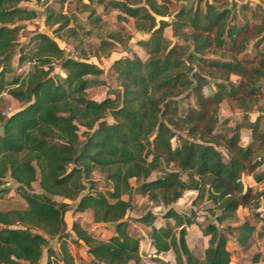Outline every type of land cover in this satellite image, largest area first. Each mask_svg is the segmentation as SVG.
Wrapping results in <instances>:
<instances>
[{
	"label": "trees",
	"instance_id": "1",
	"mask_svg": "<svg viewBox=\"0 0 264 264\" xmlns=\"http://www.w3.org/2000/svg\"><path fill=\"white\" fill-rule=\"evenodd\" d=\"M23 1L0 0V197L8 191L2 186L9 178L26 203L0 210V264H39L51 238L58 239L59 247L58 252L47 249V264H84L70 251L69 237L84 244L89 264H141V239L128 230L134 195L165 209L164 226L155 225L152 211L135 219L149 228L154 260L162 261L157 256L171 251L176 264H230L229 237L234 235L246 248L256 227L246 220L223 223L236 222L239 208L264 203V189H244L241 181L242 175H251L255 183H264V169L259 171L264 125L261 115L254 120L249 116L255 108L264 112V104L259 105L264 94V6L194 0L174 12L172 3L184 0H78L94 27L101 25L92 7L96 2L104 10L115 9L119 21L133 19L137 31L149 34L138 41L146 58L134 54L114 60L118 89L97 101L87 90L103 70L88 62L85 53L69 57L46 33L20 45L17 63L30 69L9 78L20 22L38 16L36 9L22 7ZM45 12V25L55 37L79 40L70 15L49 4ZM168 27L182 43L171 44L164 34ZM130 38L123 28L108 32L95 54L107 56ZM248 49L252 57L245 55ZM4 94L20 105L8 116ZM225 100L237 104L243 119L216 132ZM241 129L250 131L245 146L240 144ZM94 173L103 177L106 191L97 188ZM34 182L40 191L33 189ZM187 191H196L192 204L212 203L208 211L216 223L203 224L194 212L181 215L171 207ZM55 197L76 201L77 213L91 210L94 223L113 225L112 235L101 239L79 221L65 231L71 205ZM193 224L207 237L202 258L187 243L186 227ZM250 261L264 262V253Z\"/></svg>",
	"mask_w": 264,
	"mask_h": 264
},
{
	"label": "rangeland",
	"instance_id": "2",
	"mask_svg": "<svg viewBox=\"0 0 264 264\" xmlns=\"http://www.w3.org/2000/svg\"><path fill=\"white\" fill-rule=\"evenodd\" d=\"M194 0H184L179 2H173L170 6V9L176 12L181 5H191ZM221 1H235L238 5L247 4L251 7H255L256 5H262L264 0H221ZM85 3H88L89 0H85ZM204 2V1H203ZM203 2L201 4H203ZM46 4L51 5L55 9H60L64 13L70 15L73 18V22L71 25H75L77 28V37L79 40L74 39H61L54 36L52 29H49L45 25V7ZM46 4H42L37 2L36 0H27L21 3L22 7H26L29 9H36L38 16L35 19L27 20L20 22L22 26L21 33L19 35L18 44L15 47V56L12 61L13 72L9 75L11 78L13 75H20L26 73L30 66L25 64L19 66L17 63L18 60V49L21 44L27 43L30 38L39 32L46 33L50 37L54 38L57 44L62 47L67 55L72 58H78L82 53L87 55V61L92 62L97 65L99 68L103 70L101 76L97 78V83L94 84L87 90V94L89 98L100 101L106 97L112 96V92L118 89V85L115 79V75L111 69V65L114 60L121 57H132L134 54L141 56L142 58H146L145 50L139 46L138 41L148 39L149 34L137 31L134 28L133 19H128L126 21L117 20L118 12L115 9H107L104 10L102 5L98 3H94L92 7L95 9V12L101 18V25L98 27H94L89 24L88 11L83 10L80 7L78 0H65L63 3H60L59 0H48ZM239 10V18L244 20L242 16L244 11L240 8ZM242 10V11H241ZM247 18H250L248 14ZM166 20H170V18H165ZM123 28L124 32L130 35V39L127 42L126 46L116 45L113 51L109 55H105L102 52H98V55L95 54V50L100 44L101 39H106V33L119 30ZM165 36L171 41V44L182 43L180 39L172 36V32L170 27L166 28L164 31ZM80 41V42H78ZM264 47V41L261 45V49ZM247 57H252L253 53L250 49H248L245 54ZM56 73L63 74L62 71L56 67ZM233 81H237V76H232ZM264 85V81L262 82ZM213 85H211V88ZM210 91L209 88L205 89V92L208 93ZM6 110L5 114L8 116L14 112H16L20 105L19 103L10 97L8 94H4ZM264 104V94H262L259 98V105ZM261 115V121L264 125V112H260L258 109H254L250 114V118L254 120L257 116ZM243 113L238 108L237 104L232 100H225L219 106V122L217 124L216 132L223 131L226 127H233L237 123L242 121ZM108 122H112L110 117L107 118ZM240 144L245 146L250 141V131L247 129H241L240 131ZM173 146L177 145V140L173 139ZM264 169V164L259 168L260 170ZM183 178L185 176L183 175ZM93 179L96 181V186L101 191L107 190V185L104 182L103 177L98 174H93ZM241 181L243 183L244 189L250 187L253 191H259L264 189V183H255L251 175H242ZM131 183L134 184V180H131ZM4 188H8V191L4 193L0 197V210H11L16 208H21L26 205L25 201L21 198V196L15 191V183L6 178ZM33 189L35 191H40L38 183H33ZM196 197V191H187L183 194L181 198H179L175 203L172 204V208L180 213L181 215L190 214L191 211L194 212L196 220L205 224L208 222H215V216L208 211V208L213 207L212 203L209 201H203L196 204H192L193 199ZM127 199V196H124ZM57 201H67L71 208L65 213V231L70 232L72 223L74 221H79L84 228L88 231L92 232L95 236L101 239H108L113 233V225L112 224H103V223H94L92 220V211L87 210L82 213H77L74 211L73 204L76 201H68L64 200L61 197H55ZM133 208L128 210L127 217L129 219V233L135 237L141 239V243H146V238L148 236L149 228L144 227L142 224L135 222V219L143 215L146 211H152L156 214L155 225L157 227L164 226L166 220L162 217L165 209L161 206H153L150 205L145 197L140 195L133 196ZM237 221H226L222 226L226 227L227 225H238L242 221L246 220L253 224L256 229L251 238L250 246L244 248L238 245L235 240L234 235L229 237L228 240V249L231 252V263L230 264H251V257L256 253H264V203L261 201L260 206L258 208H239L237 211ZM170 222H172L170 220ZM187 243L189 248L193 251V253L202 258L204 255V250L207 247V237L203 236L201 230L198 225L193 224L191 226H187ZM69 248L75 259L79 263L89 264L90 256L86 252V247L83 243L78 242L75 243L71 237L68 238ZM59 241L57 238H51L48 241V247L44 248L42 257L40 259L39 264H47L48 255L47 249L51 248L55 252H58ZM145 249V248H144ZM143 249V257L141 264H176L174 260V256L172 252H166L161 254L162 257L168 260L167 263L154 260V258H150L147 256V253L144 252ZM257 264H264V262H259Z\"/></svg>",
	"mask_w": 264,
	"mask_h": 264
},
{
	"label": "crops",
	"instance_id": "3",
	"mask_svg": "<svg viewBox=\"0 0 264 264\" xmlns=\"http://www.w3.org/2000/svg\"><path fill=\"white\" fill-rule=\"evenodd\" d=\"M143 249H144V252L147 253L148 257L153 258L155 256L153 251H152V249H151V244H150V240L148 239V237L146 238V243L145 244L141 243V247H140V256H141V258L143 257V254H142ZM169 252H171V251H169ZM157 257L159 259H162V261H164L165 263L168 262V260L164 259L161 254L158 255Z\"/></svg>",
	"mask_w": 264,
	"mask_h": 264
}]
</instances>
